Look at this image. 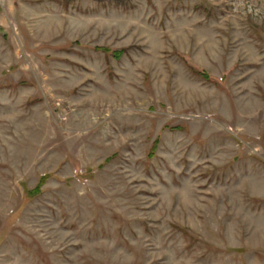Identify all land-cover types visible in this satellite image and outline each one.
Instances as JSON below:
<instances>
[{"label":"rangeland","instance_id":"rangeland-1","mask_svg":"<svg viewBox=\"0 0 264 264\" xmlns=\"http://www.w3.org/2000/svg\"><path fill=\"white\" fill-rule=\"evenodd\" d=\"M0 264H264V0H0Z\"/></svg>","mask_w":264,"mask_h":264}]
</instances>
